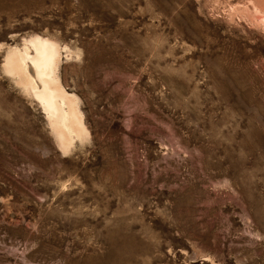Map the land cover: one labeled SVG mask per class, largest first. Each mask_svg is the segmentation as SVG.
Segmentation results:
<instances>
[{
	"label": "rangeland",
	"instance_id": "374dc122",
	"mask_svg": "<svg viewBox=\"0 0 264 264\" xmlns=\"http://www.w3.org/2000/svg\"><path fill=\"white\" fill-rule=\"evenodd\" d=\"M33 35L64 146L5 67ZM0 264H264V0H0Z\"/></svg>",
	"mask_w": 264,
	"mask_h": 264
},
{
	"label": "bare ground",
	"instance_id": "6f19581e",
	"mask_svg": "<svg viewBox=\"0 0 264 264\" xmlns=\"http://www.w3.org/2000/svg\"><path fill=\"white\" fill-rule=\"evenodd\" d=\"M27 44L33 53L26 48H12L5 55V67L21 77L26 90L30 91L42 105L56 142L64 146L71 134L84 131L80 113L72 94L58 84L54 69L58 60V47L52 40L33 35ZM33 69L34 80L26 72V65Z\"/></svg>",
	"mask_w": 264,
	"mask_h": 264
}]
</instances>
